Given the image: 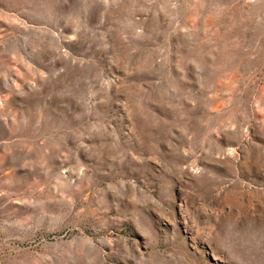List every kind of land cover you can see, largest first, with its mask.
Here are the masks:
<instances>
[{"label":"rangeland","instance_id":"374dc122","mask_svg":"<svg viewBox=\"0 0 264 264\" xmlns=\"http://www.w3.org/2000/svg\"><path fill=\"white\" fill-rule=\"evenodd\" d=\"M0 264H264V0H0Z\"/></svg>","mask_w":264,"mask_h":264}]
</instances>
